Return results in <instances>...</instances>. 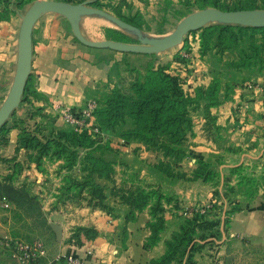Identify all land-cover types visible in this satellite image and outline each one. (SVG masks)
I'll return each mask as SVG.
<instances>
[{
    "label": "trees",
    "instance_id": "trees-1",
    "mask_svg": "<svg viewBox=\"0 0 264 264\" xmlns=\"http://www.w3.org/2000/svg\"><path fill=\"white\" fill-rule=\"evenodd\" d=\"M64 1L81 3L86 0ZM101 1L93 0L90 5L95 8L102 7ZM31 2L32 0H0V21H7L10 15L16 13V8L22 9ZM183 2L188 6L192 1L183 0ZM194 2L199 5V9L211 7L224 11L264 10V0H194ZM119 17L131 26L141 29L139 14L129 18ZM105 33L114 41L125 43L130 41V37L119 30L106 29ZM190 33L198 36L201 57L210 54L213 57H220L221 62L225 60V72L222 75L217 73V76L212 77L205 87L196 86L194 93L191 94L185 88L186 78L179 72H167L165 66L149 67L146 69V75L132 81L127 87H121L117 83L108 94H104V100L95 99L97 106L93 111V117L101 131L119 133L122 138L132 143H142L146 150L157 154L158 163L149 168L170 179L185 178V175L180 174L177 169L189 156L190 142L198 136L196 128H200L203 132L201 137L210 142L216 143L221 139L223 128L217 123V114L213 110L230 100L233 94V88H230L229 84L225 83L222 86V79H242L244 75L255 72V69L258 72L264 70V27L211 23ZM258 34L262 35L259 44L255 42ZM245 37L250 38L248 47L244 46ZM74 40L77 41L75 38ZM238 73L242 76H238ZM31 78L32 74L25 87L23 99H27L29 95L37 99L41 97L34 90L32 82L30 83ZM223 90L224 94L221 96ZM34 110V113H29L30 119L39 116L49 120L48 114L42 113L43 108ZM126 117L132 121V126L119 129L120 124L124 125ZM51 121L47 122L51 126L47 134L44 133L45 127L40 125H35L36 129L20 128L15 152L24 150L26 163L19 162L17 158L11 160L14 163L13 172L3 178L0 176V198L4 197L12 202L16 201V197L22 198L25 202L35 201L24 186H14V176L20 174L24 166L26 169L34 168L45 173L46 162L60 161L59 169L65 170L66 173L61 179L59 198L87 200L89 206L103 208L111 216L114 215L117 205H124L127 207L125 214L127 222L135 221L137 215L146 210L149 215L147 227L150 235L146 239L145 247L156 245L165 230L163 203L172 201L171 195L164 194L159 185H142L135 175L123 179V185L118 187L113 179L118 153L112 151L107 144H99L92 131L85 126L66 124L57 127ZM219 153L239 154V156L242 154L240 148L231 147L224 148ZM215 156L217 158L215 163L209 160H196L197 167L192 170V177L188 180L210 182L213 187L221 185L225 190L224 198L234 194L238 187L244 188V196L254 197L259 186L264 183V171L263 175L258 177L243 175L246 169L243 164L226 165L224 156ZM222 167H226L228 175L223 174ZM76 169L80 173V179L71 175ZM233 175L238 177L237 182L231 185ZM102 180L112 183V187L108 188L109 195L118 197L119 201L112 202L109 206L104 205L108 197L104 194L105 187L100 183ZM126 184H129L128 188ZM84 193L86 196L83 195ZM215 194L220 195V190H216ZM230 204L232 210L226 211L225 233L230 215L239 209L233 199H230ZM204 219L206 220L205 215L198 213L186 218L180 226V231L172 234L166 241L165 252L160 257L151 259L149 264H195L193 255L202 247L192 244L196 238L195 229L203 230L205 226H214L215 231L211 232L209 237L215 240L221 238L219 229L221 215H216L211 222ZM204 238L207 237L201 236V239Z\"/></svg>",
    "mask_w": 264,
    "mask_h": 264
},
{
    "label": "rangeland",
    "instance_id": "rangeland-1",
    "mask_svg": "<svg viewBox=\"0 0 264 264\" xmlns=\"http://www.w3.org/2000/svg\"><path fill=\"white\" fill-rule=\"evenodd\" d=\"M33 1L35 0H32V2ZM191 1V4L186 6L183 0H141L139 1L141 4H138L134 0H102L101 3L103 6L98 8L118 18H120L119 16L129 18L139 14L141 17L140 22L142 23L140 29L142 36L154 38L162 37L171 33L182 18L195 11L201 10L194 0ZM31 3L22 8L21 16L25 13ZM83 17H85L83 18L84 20H82L84 26L82 25L83 28L81 32L88 40H92L91 38L100 39L104 37L105 39H109L105 33L106 29H115L126 33L130 37L129 43L139 42L134 32L123 30L104 17L97 15ZM86 17H91L99 22L97 25L91 22L86 23ZM65 21L67 20L65 19ZM64 29V37L67 38L70 36L71 44L73 45V53H76L77 50L78 53L80 52L87 57L91 51H94L93 49H96L80 43L74 37L70 25L66 26V28L64 27ZM86 31H92L93 33ZM74 38L78 42L75 41ZM261 41L262 35L258 34L255 42L259 44ZM244 42V46L246 47L250 42V38L245 37ZM75 45L78 46L76 50ZM104 50L107 54L103 56H95L93 58L88 56L89 59L91 58L92 60V65L98 67L105 64L108 66V69L106 67L108 71L105 80L98 81L100 83H98L96 89H94L100 93H95L94 96H90L87 99L92 98L94 100H104V94H108L117 83L120 84L121 87H127L132 81L146 75V69L149 67L155 68L165 66L167 67V72H179L182 77L186 78L187 81L185 88L191 94L194 93L196 86L205 87L212 77L217 76V73L222 75V73L225 72V60L221 62L220 57H213L212 55L210 56V54L204 57L200 56L198 36L191 33L186 34L179 45L155 54L131 53L125 55L122 53L126 52H119L111 49ZM97 62L104 63L100 64ZM227 63L228 62H226V64ZM29 77L26 85L29 81ZM31 82L34 86V90L41 97L37 99L29 95L26 97L27 99H23V92L18 107L11 113L4 125L0 127V129L5 127L4 130L0 131L1 178L13 172L14 163L11 161L13 158H17L21 163H26V152L24 150H20L21 152H15L12 151L11 146L9 149L11 132L17 131L15 150L20 128L29 127V129H36L35 125H40L41 127H45L44 133L47 134L51 129V126L48 125L47 122L53 120L55 117H59L53 110L54 104H48L46 96L36 90L35 78L33 76L30 80V83ZM225 83L229 84L230 88H233L231 99L213 110V112L217 114V123L223 128L221 130V139L216 143H210L213 146L215 145V150L211 148L207 149L208 154L204 160H209L212 163H215V160L217 159L215 155L224 156L226 165L243 164L246 168L244 169L243 175H251L255 177L262 176L264 171V156H262L264 152V114H255L256 108L250 100L254 99L259 105L264 104V70L258 72L255 69V72L252 74H246L242 79L236 81L232 79H222V86H224ZM6 91L7 88L0 91V106L6 98L8 93ZM223 94L224 90L221 92V96ZM249 96L251 98H248ZM35 108H43L42 113L48 114L49 120H44L39 116L30 119L29 113H34ZM257 117L260 118L257 119L260 122L259 128L252 130L253 133L257 131V134H255V140L248 144L240 143L237 145V142L233 141L231 138V131H238L241 129L240 122L249 126V124L254 122ZM59 119L61 120L60 117ZM87 124L88 127L97 126L94 117H92ZM123 124L124 125H119V129L131 127L132 121L126 117L125 123ZM15 125H18V127H15ZM65 125L66 123L63 122V126ZM94 138L101 145L107 144L112 151L119 155L113 178L118 187L123 185V179H128L129 176L135 175L137 179L142 182V185H159L161 187L160 190L164 194L171 195L172 201L169 203L164 202L163 207L165 210V222L171 216H177L180 218V222L177 224V229L172 233L173 235L180 231V226L184 223L186 218L193 217L196 213L205 215L206 220L209 222H211L216 215H221V223L219 225L221 238H217L216 240L210 238L209 236L211 235V232L215 231V227L205 226V229L203 230H200L199 228L195 229L194 237L196 238L192 244L202 245L203 247L204 245H223L227 242L225 240L226 233L224 231L226 211L232 210L230 199L235 200L238 195L244 196L243 187H238L234 194H230L228 198H224L223 193H225V190L221 188V185L219 187H213L210 182L188 180V178L192 177V170L197 167L195 159L191 158H185L180 163V168L177 169L180 174L185 175V178L180 179L176 177L169 184H157L152 182L155 177H152L153 170L149 168L158 163L157 154L146 150L142 143L129 145L131 141L122 138L119 133L112 134L109 132H103L99 128L94 134ZM227 147L234 149L240 148V151L242 152L241 156H239V154L230 155L227 153H219ZM253 159H256V161ZM60 163L51 166L53 163L46 162L44 164L46 170L45 173H41L34 168L31 170L26 169L24 166L20 174L14 176V186H24L35 201H31V203L25 202L22 198L16 196L15 202H12L11 200L9 201L4 197L0 198V264H18L13 257V252L15 245L20 242L30 244L39 243L41 247L46 250L45 257H48V260L50 261L53 260V257L57 253L56 241H61L63 226L50 219V211L61 210L65 213L66 219L69 218L68 220L71 222L74 221L73 224L68 222L63 223L65 226L70 225L67 228L69 229V231H67V233H69L67 241L79 245L82 243L85 244L82 240L91 239L95 232L93 225H82L78 221L83 215H85L83 214L86 213L85 209L98 210L108 214L103 208L100 209L99 207L89 206L87 200L68 197L59 198L61 195V179L66 173L65 170L59 169ZM222 168L223 174L228 175L226 167ZM71 175L80 179V173L77 169L71 172ZM237 177L238 176L233 175L231 185H234L237 182ZM100 183L105 187L104 194L108 197L107 200L104 201L105 206L112 205V202L119 201L118 197H112L109 195L108 188L112 187L111 182L102 180ZM126 187L128 188L129 184H126ZM263 189L264 183L259 186L255 195ZM216 190H220V195L215 194ZM83 195L86 196V193ZM10 196L13 197V195ZM46 204L47 206L49 205V209L45 211L43 206ZM108 216L111 215L108 214ZM52 225L60 227V238H57V234ZM222 230L225 236L222 234ZM201 236H206L207 238L201 239ZM241 250L242 249H239L237 252L235 247L233 248L231 244L226 245L225 252L221 256L222 264H264V258H259L258 260L254 259L253 256L252 258H244V256L241 255L244 251ZM39 257L31 264H38Z\"/></svg>",
    "mask_w": 264,
    "mask_h": 264
},
{
    "label": "crops",
    "instance_id": "crops-1",
    "mask_svg": "<svg viewBox=\"0 0 264 264\" xmlns=\"http://www.w3.org/2000/svg\"><path fill=\"white\" fill-rule=\"evenodd\" d=\"M134 1L141 4L139 2L141 0ZM21 14L22 9L16 8V13L10 15L7 21H0V91L7 88L6 92H8L15 74ZM83 18L85 17L80 19L81 30L82 25L84 26ZM95 20L86 17L85 22L97 25L99 21ZM66 26H69V23L65 21L64 17L54 13L44 14L36 21L32 34L31 74L35 78L36 90L46 96L48 104H63L71 108L73 112H77L89 100L87 98L94 96L95 93H100L94 89L100 83L98 81H103L107 77L108 66L105 64L94 66L89 57L103 56L107 53L104 49H98L91 51L89 57H86L77 52V45H75L76 53H73L70 36L64 37V27L66 28ZM86 32L93 33L92 31ZM91 39L103 40L105 37ZM250 101L256 108L255 114H264V104L259 105L254 99ZM259 117L249 126L239 121L241 129L231 131V138L237 142V145L248 144L255 140L257 131L253 133L252 130L259 128L260 122L257 120L260 119ZM51 123L58 127L63 126V121L59 117H55ZM196 132L198 136L190 142L187 158L195 159V161L204 160L208 154L207 149L215 150V145H211L210 141L201 137L203 132L200 128H196ZM16 135L17 131L11 132L9 149L11 146L12 151H15ZM129 145L137 144L131 142ZM58 163L60 162H55L51 166ZM152 177H155L152 182L157 184H169L174 180L155 172L152 173ZM234 204L239 209L229 217L225 239L227 242L218 246L204 245L195 251L193 255L195 264H222L221 256L228 244L235 247L237 252L242 249L244 252L241 255L244 258H252V256L257 260L264 258V189L254 197L238 195ZM48 206L46 204L43 209L48 210ZM85 210L86 213H83L85 215L78 221L82 225H93L95 236L82 240L85 244L81 245L67 241L69 235L67 228L70 225L65 226L63 222L73 224L74 221L66 219L65 213L61 210L50 211V219L63 226L62 238L61 241H56L57 253L53 260L50 261L48 257H45L46 250L43 249L38 264H65L61 258L66 255L78 256L83 264H149L151 259L158 258L165 252V243L180 222V218L177 216L169 217L159 242L146 248L145 242L150 235V230L147 227L149 215L146 210L139 213L135 221L128 222L125 220L127 207L124 205H117L113 216H108L98 210H89L88 208Z\"/></svg>",
    "mask_w": 264,
    "mask_h": 264
},
{
    "label": "water",
    "instance_id": "water-1",
    "mask_svg": "<svg viewBox=\"0 0 264 264\" xmlns=\"http://www.w3.org/2000/svg\"><path fill=\"white\" fill-rule=\"evenodd\" d=\"M91 3L92 0L81 3H71L62 0H35L29 5L21 16L16 69L10 89L0 106V127L4 125L21 101L27 79L31 74L33 28L36 21L44 14L54 13L64 17L68 21L74 37L83 45L96 49H111L119 52L141 54H155L173 48L182 42L186 34L197 31L211 23L237 24L257 28L264 27V10L224 11L210 7L185 16L178 22L171 33L162 37L149 38L142 36L138 28L131 26L122 19L102 9L91 6ZM88 15L104 17L119 28L134 32L139 42L125 43L110 39H86L80 29V19ZM52 227L57 234V238H60V227L57 225H52ZM222 234L224 235L223 230Z\"/></svg>",
    "mask_w": 264,
    "mask_h": 264
},
{
    "label": "built area",
    "instance_id": "built-area-1",
    "mask_svg": "<svg viewBox=\"0 0 264 264\" xmlns=\"http://www.w3.org/2000/svg\"><path fill=\"white\" fill-rule=\"evenodd\" d=\"M97 103L94 99L86 101L83 107L77 112H73L71 108L63 104H54L53 110L61 118V120L69 125L85 126L89 128L93 134L98 131V127H88L87 122L93 117V111ZM43 248L39 243L20 242L15 245L13 257L18 264H31L42 253ZM90 253V251H88ZM65 264H83L82 260L76 255H66L61 258Z\"/></svg>",
    "mask_w": 264,
    "mask_h": 264
}]
</instances>
